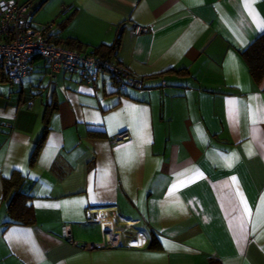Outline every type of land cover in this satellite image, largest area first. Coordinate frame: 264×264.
I'll return each instance as SVG.
<instances>
[{
    "label": "crops",
    "instance_id": "1",
    "mask_svg": "<svg viewBox=\"0 0 264 264\" xmlns=\"http://www.w3.org/2000/svg\"><path fill=\"white\" fill-rule=\"evenodd\" d=\"M30 7L60 45L107 52L118 38L109 59L143 88L106 73L52 79L38 56L12 84L0 66V264H264V77L240 54L264 31V0ZM14 172L21 186L6 189ZM16 191L29 223L8 210ZM63 226L80 244L108 233L120 245L85 250Z\"/></svg>",
    "mask_w": 264,
    "mask_h": 264
},
{
    "label": "built area",
    "instance_id": "2",
    "mask_svg": "<svg viewBox=\"0 0 264 264\" xmlns=\"http://www.w3.org/2000/svg\"><path fill=\"white\" fill-rule=\"evenodd\" d=\"M30 4L31 0L21 3L16 0H0V66L10 83L21 84L24 76L32 69L33 56L37 55L43 60L52 79L57 72L64 71L77 74L84 83L93 84L97 74L106 73L116 80L119 88H141V79L126 67L96 54L56 43L50 33L51 24L41 27L33 25V10ZM68 9L67 6L62 7V11ZM147 31V26L139 24H134L132 28L135 35ZM27 107H31L30 102L27 103ZM128 138V132L123 131L116 134L111 141L118 143ZM61 235L71 245L85 250L120 245L117 238L108 233H105L101 242L80 244L71 238L67 226L62 227ZM129 244L136 245L135 242Z\"/></svg>",
    "mask_w": 264,
    "mask_h": 264
},
{
    "label": "trees",
    "instance_id": "3",
    "mask_svg": "<svg viewBox=\"0 0 264 264\" xmlns=\"http://www.w3.org/2000/svg\"><path fill=\"white\" fill-rule=\"evenodd\" d=\"M67 44L71 48L80 49V44L77 41L75 42V40H73V39L69 40V42H67ZM118 44H119V39L117 38L112 45L103 47L107 50V52H103L101 50V48L98 47L92 53L96 54L102 58H106V59L110 60L109 55L117 48ZM240 54H241L244 62L246 63V65L248 67V71H249V74H250L252 80L255 83L259 84L260 81L264 77V31L262 33H260L257 37H255L254 40L244 50H242L240 52ZM115 64H118V63H115ZM118 65H120V64H118ZM117 86H118V84H117ZM125 88H131V87H125ZM141 88H143V84H142ZM141 88H139V89H141ZM119 89H124V88H119ZM46 129H47V127L44 126L43 127L44 133L41 136V138L38 140V142L36 143V146L32 152L31 158H30V164L33 163V161L35 159V156H36L38 149L41 145V142H42V139L44 137ZM22 180L23 179H22L21 175L17 172L16 173L14 172L12 174V177L4 180L3 185L6 189L14 188L15 190H17L21 186ZM23 201H24V199L18 193V191L14 192V194L12 195V198L9 201L8 210L10 212H14L17 216V219L20 222L29 223L32 221L31 211L28 207H26L24 205Z\"/></svg>",
    "mask_w": 264,
    "mask_h": 264
}]
</instances>
